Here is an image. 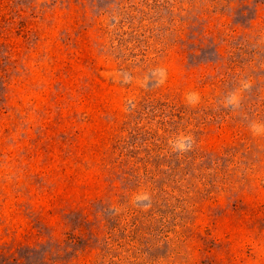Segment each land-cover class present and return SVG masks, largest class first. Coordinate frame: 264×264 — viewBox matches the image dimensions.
Returning <instances> with one entry per match:
<instances>
[{
    "label": "rangeland",
    "instance_id": "obj_1",
    "mask_svg": "<svg viewBox=\"0 0 264 264\" xmlns=\"http://www.w3.org/2000/svg\"><path fill=\"white\" fill-rule=\"evenodd\" d=\"M0 264H264V0H0Z\"/></svg>",
    "mask_w": 264,
    "mask_h": 264
}]
</instances>
